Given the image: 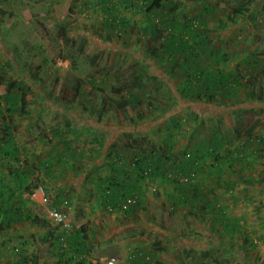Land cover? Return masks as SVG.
<instances>
[{"label": "rangeland", "instance_id": "374dc122", "mask_svg": "<svg viewBox=\"0 0 264 264\" xmlns=\"http://www.w3.org/2000/svg\"><path fill=\"white\" fill-rule=\"evenodd\" d=\"M209 2L214 6L207 18L208 24L198 27L205 33V48L219 54V59H212L215 61L212 64L211 59L200 56L197 62L204 65L208 73L232 70L240 76L243 85L237 99L216 95L215 101L223 102L226 108L248 101L250 106L243 107L244 112L238 107L241 113L237 122L243 123L239 132L242 134L252 126L256 135L264 136V0H163L161 8L149 14L133 10L131 0H0V87L7 89L15 84L12 93L16 98L12 112H4V115L13 127L23 164L31 167V181L42 187L50 200L46 204L38 203L31 193L25 204L33 214L49 220L47 210L51 208L54 195L61 193L63 198L71 197L66 208L58 206L56 209L66 215V222L71 225L66 232L69 237L76 229L84 228L79 237L84 239V248L85 243L88 247L77 253L76 260L85 257L89 264H107L109 260L114 264H130L131 238H137V233L143 231L142 236L147 241L170 240V236L164 237L154 228L151 233L145 227L131 229L130 215L126 216L120 209L105 210L96 204L87 189L89 181L84 173L89 155L85 150L96 156L102 148L97 141L104 143V139H111L109 131L114 127L119 129L116 140L125 139L122 131L128 129L129 139L135 138L142 148L152 146L148 134L131 138L130 133L147 121L157 123L154 129L160 126L158 122L161 114V118L165 116L162 112L165 104L178 95L174 91L176 75L170 76L169 68L178 69L179 61L172 65L159 60L167 30L162 29L160 34L152 32L149 20L152 15L156 16L159 21L155 24L160 28H164L167 15L184 22L186 17L199 14L203 4ZM106 4L112 12L105 9ZM172 5L178 10L169 9ZM114 17L116 23L112 27ZM123 20L127 25H122ZM194 52L202 55L199 49ZM76 79L82 82L83 95H79L75 103L65 104L60 100L61 90L68 94ZM132 82L140 84L136 88L139 101L125 112L117 108L115 102L131 92ZM246 93H250L249 99ZM3 107L1 103L0 110ZM185 114L183 111L182 116ZM3 116L0 114V125ZM76 121L84 123L77 125ZM102 128L108 132L103 133ZM55 130L65 134L67 144L61 141L60 134L54 136ZM157 135L159 142V131ZM67 146L75 151L73 155L65 152ZM64 153L66 160H53L50 176H46L42 161L47 160L51 165V156L56 158ZM77 154H81L80 158ZM77 158V167L72 170L71 164ZM262 158L256 164L260 183H255L248 192L238 189L243 194L232 203L235 216L240 219L244 216L246 230L258 243L256 247L244 243L245 257L253 261L252 264H261L264 258V186H258L264 183V155ZM0 179L7 187L14 188L11 172L1 166ZM248 194L253 196L251 201L247 199ZM147 206L138 208L142 211L141 222L150 226L153 212ZM165 208L161 212L154 211V220L161 224V231L167 227L175 230L178 213ZM166 219L170 224L164 223ZM57 225L49 224L47 232L59 231L61 226ZM24 227L29 228L28 222L17 228L27 236L25 240L39 244L27 247L25 256L28 257L23 259L24 264H60L55 250L57 242L44 241L35 227L31 231ZM259 236L262 239L259 240ZM228 237L220 236L219 239L223 243L243 244L242 236ZM21 238L23 235L19 233L12 240L2 236L0 243L2 240L6 247L16 246L21 244ZM89 238L93 239L90 245ZM0 249H3L2 244Z\"/></svg>", "mask_w": 264, "mask_h": 264}, {"label": "trees", "instance_id": "16d2710c", "mask_svg": "<svg viewBox=\"0 0 264 264\" xmlns=\"http://www.w3.org/2000/svg\"><path fill=\"white\" fill-rule=\"evenodd\" d=\"M162 3L163 0H131V8L137 12L142 11L149 14L151 12L158 11L161 8ZM102 5H104V1L102 2ZM107 6L109 5L106 4V8H104L109 12H112V8ZM213 6L214 5L210 2L203 4L202 10L199 14L196 16L186 17L184 22L176 21L173 17L167 15L163 22L164 28H160L155 24L159 21L156 16L152 15L149 20V25L151 26L150 29L152 32L160 34L162 29L167 30V33L165 34V42L162 45V50H159L161 53L159 60L172 65L177 63V61H182L178 68H180V71L183 70L182 77L185 79V85L183 87H175L174 91L177 92L178 95L176 97H172L174 100L170 99V103L165 109L162 110V112L165 114L164 117L170 119L169 126L166 127V132H175L178 127H181L183 121H185L186 124H188V121L192 122L194 129L209 128V123L207 122L209 121L208 119L212 117L208 115V111L210 110L213 112L214 107L215 110H218V106L226 107L223 102L216 103V95L219 97L224 95L223 97L227 99L231 98L236 100L238 89L242 87L240 81L238 80L240 79L238 74L234 73L233 76L236 77H231L233 78L231 79L232 83L235 86H238V88L235 89L232 88L233 86L231 87L229 85V77L231 73H225L224 71L217 72L215 73V77L218 79L215 78V81H212V74L208 73L204 66H200L197 62V59L201 55L194 51L199 49L202 55L207 56L210 54L205 48V33H203V31L200 30L198 26H206V24H208L207 18L210 17L209 15L212 12ZM169 9H172V11L178 10L174 5H172ZM191 10L193 9L191 8L190 11ZM173 20L175 22L171 24V21ZM115 23L116 20L114 17L110 26L114 27ZM122 25H127V22L123 20ZM180 55L184 56L182 60H179ZM225 56L226 55H224V57ZM207 58L209 59V57ZM199 67H201L200 70ZM169 74L170 76L171 74L175 75V70H173L172 67ZM8 87L9 88L7 89L0 87V104L2 103V105H4L2 108L3 110H0V114H2V116L4 115V112H12V105L16 101V98L14 97L15 95L12 93V90L15 88V84H10ZM81 87L82 82L79 79H76L68 94L67 92L65 93L63 90H61L63 94L61 95L60 100H62V102L65 104L75 103L78 99L77 97L79 95H83ZM130 87L132 88L131 92H127L126 97H120L115 102V106L125 112L126 110H129L127 108H134L139 101L137 99L139 96L136 92V88L140 87V84L132 82ZM246 96L249 99L250 93H246ZM206 104H210L211 107H213H208V110H206ZM235 104L240 105V103ZM84 108L86 109V107ZM183 111L187 113L184 116H182ZM240 111L242 112L243 110L241 109ZM240 111H236L237 115H240ZM161 116H163V114H161ZM76 122L77 125L84 123L80 121ZM237 123L225 124L222 122V120H220L218 121L217 126L219 128L222 127L226 129V131L234 129L233 131H236L235 134H237V132L241 130L240 126L243 124H241L240 121ZM145 126L147 131L153 129L154 127L153 124L152 126L150 124L151 128L149 124ZM140 128L142 129V126H140ZM140 128L138 127V129ZM117 131H119L118 127H114V129L109 131L112 136L111 139H104V143L102 141H97L99 144H101V150L103 153H106L108 149L110 151L108 154L106 153L103 157H101L99 166L112 171V173L115 172L116 176L113 177L112 180H110L107 184L104 182H98L96 184V188H92L89 194L95 197L96 204L100 205L104 209L108 208V206L118 209V206L125 203L127 199H135L131 206L128 205V208L123 210L124 213L128 211L133 212L135 208L140 207L141 205V198H139V195L142 194V190L137 184L139 180L136 184L131 182V187L130 185L129 187L126 185L130 184L127 178L120 180L119 176L124 177L127 172H129L130 168L129 170L121 168V163L124 162V159H121L120 152L118 155V153H113V150L124 147L132 149V151L140 150L142 145L138 144L135 141L136 139L132 138V135V139H129L130 135L127 134L128 129L122 131L124 133V135H122L125 139L131 140V142L125 141V139L122 138H120V140H116L115 135ZM157 131H160V128H158ZM102 132L105 133L108 132V130L102 128ZM194 132L195 131H192L191 135H193ZM153 133L156 136L155 138H157V133ZM53 134L54 136H58L60 134L63 138L65 135H62L58 130H55ZM244 135L246 137L245 142L236 147L233 151L234 153L230 151L231 153H227L225 156L220 155V151L223 147L219 142L214 141L205 144L201 147V149H198L194 153L187 152V154L184 155V159L178 161L177 163L176 161L178 157L172 156L170 153L169 155H166L165 152H162L161 154H156L155 152L151 153V150H155L156 146V142L152 141L150 143H154L152 144L153 149L148 148L147 150L150 152L147 155H144L141 150L136 151V154L131 157V174L136 173L137 175L141 176L142 179H145L147 176L156 175L160 179H166L168 181L170 180L175 184L178 183L182 185H189L192 183V177L190 175H184L182 172L186 171L187 169H192L193 166L198 167V165H200L202 162L205 163L203 158V155H205V159L210 161L207 163L208 167L212 166L211 163H215L213 168L219 167L223 163L221 161L225 160L230 175L235 176L236 184L238 183V185H241V189L244 190L243 192H248L250 188L255 186V183H260V180L257 178L259 172L256 164L264 155V136L256 135L254 133V127L252 126L248 129V131L246 130V132H244ZM167 136H169L167 140L172 137V135ZM63 138L61 141L63 142L64 140L65 144H67V139L65 140V138ZM134 146L138 147V149L134 148ZM65 149V152H70L71 155L75 153L74 150L70 149V146H67ZM101 150H98L97 152H100ZM21 154L22 153L19 149L18 142L14 136L13 127L10 125V120H7L4 115L0 125V166L3 167L5 171L11 172V175L13 176L12 180L14 188H10L9 186L7 187L6 183L0 179V237L6 236L8 234V240H12L13 238H17L18 233L22 236L23 232L17 227L22 225L23 222H28L29 227L43 229L41 237L44 239V241L50 242L51 240L50 243L57 242L58 246L57 248L55 246V250L61 260L60 264H87L85 262V257L76 260L77 253H82V249L86 250V246L84 248L82 244L84 239L79 237V234H83L84 228H80L79 230L76 229L75 233L71 234V237H69L67 234L68 232L61 227H58V229L61 230L60 235L55 234L54 231L49 232L48 230L47 232V227H50L49 224H51V222H49L47 219L43 220L41 217L39 218L37 215L33 214L29 208H27L25 202L27 201L29 195L40 186L31 181V167L27 164H23V156L21 157ZM77 156L80 158L81 154H77ZM64 157H67L66 153H64L63 156H58L56 158L51 156V165L47 160L42 161L41 166L46 171V176H50V172L52 171L53 167L52 161L54 160L56 162V160H59L58 162H60L62 160H66ZM79 158L74 159L73 163L71 164L72 170L76 169ZM168 163L169 167L167 166ZM95 172L97 173V171ZM221 175L222 174L218 175V179H220ZM258 186L263 187L264 183L259 184ZM233 189H231V191ZM231 194L232 193H230V195ZM238 195H241V190L237 189L236 193L233 194L235 201L238 200L236 198ZM70 198H63L61 197V193H56L52 198L50 206L52 208H58V206H62L64 199H69L68 201H70ZM241 199L243 200V198ZM247 199L251 201L253 196L248 194ZM213 207L214 209H218V204H214ZM171 210V212L174 211L173 208ZM200 216L201 218H204L205 214H201ZM210 217L213 218V215H210ZM242 218L243 219L233 217L229 219L224 216L220 218L217 217L216 221H218L221 226L223 225V233L215 230V236H213L214 239L212 242L215 247L208 253L203 252L202 255L206 256L208 254L217 264H230L232 261H234L235 264H240V261H244L245 264H252L253 261L245 257L246 252L244 251L246 248L244 243H248L251 247H256L258 243L255 239L251 238V233H249L244 226L246 224V219L244 216H242ZM207 220L201 219V222ZM24 229L30 230L27 227H24ZM44 230L46 231L45 234H43ZM65 235H67L66 243L68 250H62L63 239L65 241ZM227 235H229V237L234 235H238L239 237L242 236L243 244H235L234 242L223 243L219 239L220 236L224 237ZM257 238L259 240L262 239L260 236ZM24 240L25 239L21 238L20 245L11 247H6L5 243L1 241L0 244H2V248L6 252H4L3 249H0V263L6 260H13L21 264L23 259L28 257L25 256V251H27V247L31 245L30 242ZM159 243L160 242L157 241L155 245L158 246ZM140 256L141 255L139 254V251L132 252V263L130 262V264H145L144 261L138 259ZM204 264H208V262L205 261ZM261 264H264V258L261 261Z\"/></svg>", "mask_w": 264, "mask_h": 264}, {"label": "crops", "instance_id": "0c3cea01", "mask_svg": "<svg viewBox=\"0 0 264 264\" xmlns=\"http://www.w3.org/2000/svg\"><path fill=\"white\" fill-rule=\"evenodd\" d=\"M209 53L210 54H208L207 56L201 55V57H203V59L209 57V59H211V63L215 64V61H212V59L218 60L219 54H215L213 52ZM221 55L222 53L220 54V56ZM183 57V55H180L179 60H182ZM181 62L182 61L178 62L179 65H181ZM209 63L210 61H208L207 64ZM200 69L201 67H199V70ZM170 70L171 68H169V72ZM173 70H175V81L177 83L175 87H183L185 85V79L182 77L183 70L180 71V68H175ZM229 73H231L229 77V85L231 87L233 86L232 88H238V86H235L231 81V79H233L231 77L234 75L235 72L229 70ZM211 74L210 75L212 81H215V73L212 72ZM238 80L240 81V84L243 85L242 80ZM240 89L241 87L238 89V91ZM248 103V101H245L243 103H240V105L234 104L233 106L231 105L227 108L224 106H218V110H215L214 107V113L209 110L208 115L212 118L208 119L209 121L207 123H209V128L206 129H194V125L192 122L188 121V125L185 121H183L181 127H178L175 132H166V127L169 126L170 119L165 117L161 118L162 116H160V126H158L156 129H154V127H156L157 125L154 122L152 123L154 125L153 129L147 131L145 125L149 124L150 126L149 121H147L142 125V129L145 132L137 128L136 130H131L130 134L134 136H138V134L141 133L148 134V136H150L151 138V142H156L155 150H151V153L155 152L156 154H161L162 152H165L166 155H169L170 153L172 154V156L178 157L176 163L180 160H183L184 155H186L187 152L194 153L198 149H201V147L205 144L214 141H217L222 145L223 148L220 151V155L225 156L227 155V153H234V149L241 145L243 142H245L246 137L244 133L241 134V132H237V134H235L236 131H233L234 129L226 131V129L222 127L219 128L217 126V123L220 120H222V122L225 124L237 123L239 119L236 113V111L239 110L238 107L241 106L244 112V108L250 106ZM166 105L168 104H165V106ZM205 107L206 110H208V107L212 108L213 106L211 107L210 104H206ZM158 128H160L159 134L161 135V137L159 138V142L157 140L158 138H155L156 136L153 133H157ZM192 131H195L193 135H191ZM167 135H172V137L167 140L169 138V136ZM152 144L154 143H151L150 145ZM134 148L138 149V147L136 146H134ZM148 148L153 149L152 146H148ZM147 149L141 147L140 150L132 151V149L124 147L121 149L119 148L117 150H113V153H118V155L120 152L121 159H124V162L121 163V168L128 170L130 168L129 172H127L124 177L119 176L120 180H124L127 178L130 183L126 184L128 185V187L129 185L131 187V182L136 184L139 180L137 184L142 190V194L139 195V198H141V205H148L147 207L153 212L152 214H150L152 222L149 223L150 226H148L147 222L145 221L141 222L142 211H139L140 208L138 207L135 208L133 212H125V215H130L128 218H131V229H134L135 226L136 228L145 227V229L149 233H151L155 229L157 233H159L160 235L162 234V236L164 237L170 236V240L162 242L159 238H157L147 241L142 236L143 231L137 234L134 233V235L136 234L138 235V237L131 238V253L139 251V254L141 256L138 257V259L144 261L145 264H204L205 261H207L208 264H217L213 260V258L210 257L208 254L206 256H203L202 253H208L209 251H212V249L215 247L212 243L214 239L213 236H215V230L223 233V225L221 226V224L216 221L217 217L220 218L224 216L229 219L236 217L235 213L233 212L234 207L232 206V203H234L233 194L236 193L237 189H241V185H238V183L236 184L234 175H230L225 160L221 161L223 163L219 167L213 168L215 163H211L212 166L208 167L207 163H209L210 161L206 160V157H204L205 155L203 154L202 155L205 160V163L202 162L200 165H198V167L193 166L192 169H187L186 171L182 172V174L190 175L192 177V183L189 185H182L178 183L175 184L170 180L168 181L166 179H160L156 175L147 176L145 177V179H142L141 176L137 175L136 173L131 174V157L136 154V151L141 150L144 155H147L150 152ZM85 152L88 153L89 156L86 157V162L88 166H85L87 172H85L84 174L87 175L86 181H89L87 189L89 190V192H91L92 188H96V184L98 182H104L107 184L110 180H112L113 177L116 176V173H112V171L106 168H101V166H99L101 157H103L106 153L108 154L110 152L109 149L106 151V153H103L101 150L99 153H96V156L92 155V152H87V150H85ZM95 157L98 159L95 160ZM262 159L263 158H261L260 160L262 161ZM167 166L169 167V163L167 164ZM93 171H97V173L94 172L93 174ZM219 174H222L220 179H218ZM228 188H231L233 190L231 191V189ZM230 193L232 194L230 195ZM92 198L96 202L95 197ZM241 201L243 200L240 199V202ZM214 204H218V209H214ZM98 206L101 207L100 205ZM165 207L167 209L173 208L174 211L178 213L179 217L176 221L175 230L170 231L167 227V229L162 228L161 231V224L157 223V221L154 220V211L158 209L159 212H161V209ZM105 210H107V208ZM30 211L32 212V210ZM201 214H205L204 218H201ZM209 214L213 215V218H211ZM201 219L208 220L201 222ZM164 221V223H166L167 219ZM168 224H170L169 219L167 225ZM32 228L33 227H29V229ZM38 229L39 228H35V230ZM38 231L42 233L43 229H39ZM53 231L57 235L61 234L60 229L59 231ZM100 236H103V234H101ZM3 237L8 239V234ZM26 238L27 236L23 234V239ZM206 239L207 241H204ZM96 240L98 241L100 239ZM208 240H211V242ZM157 241L160 242L158 246L155 245ZM90 242H93V239L89 238V245ZM35 244L37 246L39 245L38 243H31V245L33 246H35ZM85 245L88 247V243H85ZM85 260V262L89 264L88 258H85ZM262 260L263 259H261V261ZM6 262H10V264H19L18 262H15L13 260L2 261L0 264H5ZM239 263L245 264L242 261H240ZM21 264H24V262L22 261ZM37 264H41V262H38ZM50 264H54V262H50Z\"/></svg>", "mask_w": 264, "mask_h": 264}, {"label": "built area", "instance_id": "2783aa9c", "mask_svg": "<svg viewBox=\"0 0 264 264\" xmlns=\"http://www.w3.org/2000/svg\"><path fill=\"white\" fill-rule=\"evenodd\" d=\"M65 67H67V64H65ZM32 198L37 201L38 203L40 202L41 204H46L48 202H50V200H48V198L46 197L43 188L42 187H38L37 189H35L32 192ZM135 201V199H127L125 203L120 204V206H118L120 210H126L128 208V205L131 206V204H133V202ZM68 204V200L64 199L62 206L63 207H67ZM116 208H113L112 206H108L107 210L109 211H114ZM47 218L49 219V221L51 223L54 224H58L61 226L62 229L66 230V231H70L71 225L69 224V222H66V215L60 211L59 209L56 208H49L47 210ZM63 248L62 250H68L67 248V243H66V237H65V241L63 239ZM107 264H114L113 260H109L107 262Z\"/></svg>", "mask_w": 264, "mask_h": 264}]
</instances>
